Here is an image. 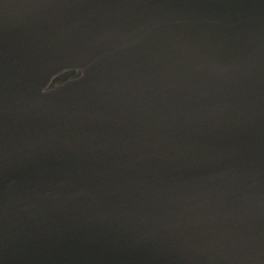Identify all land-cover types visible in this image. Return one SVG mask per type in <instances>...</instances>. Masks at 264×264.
Returning <instances> with one entry per match:
<instances>
[{"label": "water", "instance_id": "95a60500", "mask_svg": "<svg viewBox=\"0 0 264 264\" xmlns=\"http://www.w3.org/2000/svg\"><path fill=\"white\" fill-rule=\"evenodd\" d=\"M0 264H264V0H0Z\"/></svg>", "mask_w": 264, "mask_h": 264}]
</instances>
